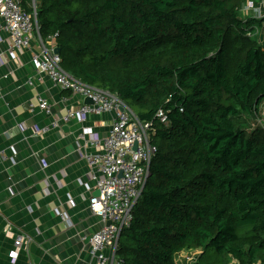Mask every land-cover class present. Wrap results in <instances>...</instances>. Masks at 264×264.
Segmentation results:
<instances>
[{
	"label": "trees",
	"instance_id": "trees-1",
	"mask_svg": "<svg viewBox=\"0 0 264 264\" xmlns=\"http://www.w3.org/2000/svg\"><path fill=\"white\" fill-rule=\"evenodd\" d=\"M83 84L151 123L156 152L117 264H264V19L246 0H24ZM166 118L161 123L157 113Z\"/></svg>",
	"mask_w": 264,
	"mask_h": 264
},
{
	"label": "crops",
	"instance_id": "crops-1",
	"mask_svg": "<svg viewBox=\"0 0 264 264\" xmlns=\"http://www.w3.org/2000/svg\"><path fill=\"white\" fill-rule=\"evenodd\" d=\"M251 1L264 9V0ZM30 59L31 52L13 51L1 34L0 264H87L89 239L102 223L89 210L96 193L84 157L95 154L92 138L108 135L115 114L80 122L76 113L84 99L39 76ZM38 98L48 102L50 114L38 108ZM18 235L30 243L16 248Z\"/></svg>",
	"mask_w": 264,
	"mask_h": 264
},
{
	"label": "built area",
	"instance_id": "built-area-1",
	"mask_svg": "<svg viewBox=\"0 0 264 264\" xmlns=\"http://www.w3.org/2000/svg\"><path fill=\"white\" fill-rule=\"evenodd\" d=\"M23 1L0 0V36L8 35L13 51L31 52L30 63L39 76H46L63 91L91 100V105L78 108L76 115L80 122L90 115L115 114L108 135L103 139L93 136L95 154L86 155L84 160L90 168L93 191L98 193L89 200V210L102 223L100 230L89 239L90 261L87 264H117L115 254L121 232L132 219L133 209L148 177L149 163L156 152L149 141L151 123L140 121L115 94L87 86L62 69L60 56L53 52L54 36L48 44L41 39L34 2L29 13L22 8ZM241 11L244 17L252 11V18L264 19V9L254 6L251 0H246ZM254 35L260 33L256 31ZM37 104L41 111L51 113L46 100L38 98ZM70 117H73L72 113L65 120ZM157 117L161 123L166 122L162 112H158ZM61 218L65 220L63 215ZM4 232L9 233L10 226L7 225ZM30 241L28 236L18 235L14 246L21 248ZM195 252L198 251L185 252L184 264L196 261L198 253L195 255ZM15 257L16 254L12 253V258Z\"/></svg>",
	"mask_w": 264,
	"mask_h": 264
},
{
	"label": "rangeland",
	"instance_id": "rangeland-1",
	"mask_svg": "<svg viewBox=\"0 0 264 264\" xmlns=\"http://www.w3.org/2000/svg\"><path fill=\"white\" fill-rule=\"evenodd\" d=\"M242 120L250 127V128H254L255 126H264V104L263 107L261 109V112L259 115L257 116H253V117H243ZM198 252H195L194 254L196 255ZM184 252L181 253L177 258H176V262L178 264H184Z\"/></svg>",
	"mask_w": 264,
	"mask_h": 264
},
{
	"label": "water",
	"instance_id": "water-1",
	"mask_svg": "<svg viewBox=\"0 0 264 264\" xmlns=\"http://www.w3.org/2000/svg\"><path fill=\"white\" fill-rule=\"evenodd\" d=\"M54 53H55L56 55H60V50H59V48H55V49H54ZM84 104H85V105H91L92 102H91L90 99H85V100H84ZM96 195H98V193H96ZM108 225H109V224H108Z\"/></svg>",
	"mask_w": 264,
	"mask_h": 264
}]
</instances>
